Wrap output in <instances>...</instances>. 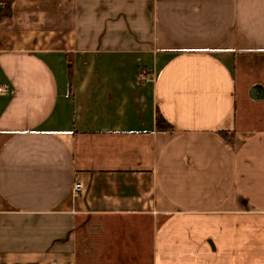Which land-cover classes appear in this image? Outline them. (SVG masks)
I'll return each mask as SVG.
<instances>
[{
	"label": "crops",
	"instance_id": "0c3cea01",
	"mask_svg": "<svg viewBox=\"0 0 264 264\" xmlns=\"http://www.w3.org/2000/svg\"><path fill=\"white\" fill-rule=\"evenodd\" d=\"M0 2V264H194L203 231L264 229V0Z\"/></svg>",
	"mask_w": 264,
	"mask_h": 264
},
{
	"label": "rangeland",
	"instance_id": "374dc122",
	"mask_svg": "<svg viewBox=\"0 0 264 264\" xmlns=\"http://www.w3.org/2000/svg\"><path fill=\"white\" fill-rule=\"evenodd\" d=\"M242 107L255 113L259 111V109L252 110L248 104H242ZM242 225L250 226V223L243 221ZM262 226L264 227L263 224ZM198 238L201 241L199 249L205 245L209 253L202 259L196 256L197 250L193 249L194 264H204L202 262L205 264H264V229L258 228L250 231L246 228L242 230L231 228L222 231L220 235L216 231H203ZM256 242L261 243L256 244Z\"/></svg>",
	"mask_w": 264,
	"mask_h": 264
},
{
	"label": "trees",
	"instance_id": "16d2710c",
	"mask_svg": "<svg viewBox=\"0 0 264 264\" xmlns=\"http://www.w3.org/2000/svg\"><path fill=\"white\" fill-rule=\"evenodd\" d=\"M11 15V8L9 4H5V7L3 9H0V22L3 19L9 18ZM156 126L160 130H170V126L168 124H165L164 121L157 116L156 120ZM223 136H226V134H222Z\"/></svg>",
	"mask_w": 264,
	"mask_h": 264
},
{
	"label": "built area",
	"instance_id": "2783aa9c",
	"mask_svg": "<svg viewBox=\"0 0 264 264\" xmlns=\"http://www.w3.org/2000/svg\"><path fill=\"white\" fill-rule=\"evenodd\" d=\"M4 7H5V3L0 2V9H3ZM1 92H4L3 88H0V93ZM83 189H84L83 185L81 183L77 182L74 184L72 191L74 194H79L83 191Z\"/></svg>",
	"mask_w": 264,
	"mask_h": 264
}]
</instances>
